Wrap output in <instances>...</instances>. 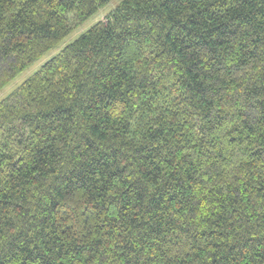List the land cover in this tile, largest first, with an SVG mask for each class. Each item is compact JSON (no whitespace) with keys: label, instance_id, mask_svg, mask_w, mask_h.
Listing matches in <instances>:
<instances>
[{"label":"trees","instance_id":"obj_1","mask_svg":"<svg viewBox=\"0 0 264 264\" xmlns=\"http://www.w3.org/2000/svg\"><path fill=\"white\" fill-rule=\"evenodd\" d=\"M54 49L0 100V264H264V0H0V90Z\"/></svg>","mask_w":264,"mask_h":264},{"label":"rangeland","instance_id":"obj_2","mask_svg":"<svg viewBox=\"0 0 264 264\" xmlns=\"http://www.w3.org/2000/svg\"><path fill=\"white\" fill-rule=\"evenodd\" d=\"M110 4H107L104 6L100 11L89 18L80 28H78L76 31L70 33L67 38L60 44L62 47L63 45L72 42L78 34H80L83 31H86L90 26H92L96 21L98 20H104L108 14V12L111 9ZM58 49H54L50 51L47 56L42 57L37 62H35L31 67H29L27 70H25L21 75H19L16 79H14L12 82H10L8 85H6L4 88L0 90V100L9 95L16 87H18L20 84H22L31 74H33L34 71H36L40 64L43 62V60H46L50 55L54 54Z\"/></svg>","mask_w":264,"mask_h":264}]
</instances>
